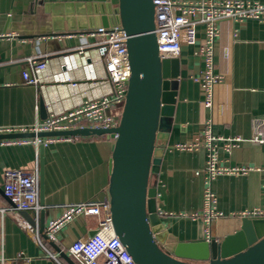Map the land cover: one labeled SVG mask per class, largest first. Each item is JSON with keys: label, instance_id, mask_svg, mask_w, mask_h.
Returning <instances> with one entry per match:
<instances>
[{"label": "crops", "instance_id": "0c3cea01", "mask_svg": "<svg viewBox=\"0 0 264 264\" xmlns=\"http://www.w3.org/2000/svg\"><path fill=\"white\" fill-rule=\"evenodd\" d=\"M174 1L196 4L222 0ZM239 1L264 4V0ZM88 4L97 11L93 16L88 13ZM118 5L119 0H0V34L4 35L0 38V126L30 127L108 90L100 85L103 72L95 53L87 50L81 55L77 50L91 42L89 33L98 28L97 18L103 14L113 17ZM77 6L83 10L85 24L94 27L54 35V18L64 17L67 30L71 23L68 20L76 17L68 13ZM220 26L215 72L223 80L215 87L214 105L205 107L197 81L204 71L198 53L200 43L184 47L179 58L181 72L173 127L168 138L157 144L161 165L159 173L150 179V186L157 188V206L166 233L173 238V244L186 245L181 252L184 257L189 251L204 257L202 240L222 241L240 228V214L264 205L262 172L221 175L211 187L217 209L224 217L208 223L192 216L204 205L206 174L197 172L205 169L208 151L182 150L178 145L202 142L210 129L215 136L245 140L230 151L225 149L224 141L218 143L220 166L264 167V144L250 141L258 132L264 136V21L223 22ZM31 57L48 63L37 85L26 84L23 79ZM41 99L46 118L42 116ZM4 141L0 140V251L10 264H70L58 249L69 256L72 244L93 235L101 218H73L57 233L56 242L41 234V225L45 233L49 223L60 218L68 205L101 201L108 196L114 140L106 136L73 137L45 146L44 204L40 203L43 209L39 215L8 211L12 202L4 194V173L9 169L31 172L38 157L41 170L40 145ZM23 223L39 232L41 242L23 228Z\"/></svg>", "mask_w": 264, "mask_h": 264}, {"label": "built area", "instance_id": "2783aa9c", "mask_svg": "<svg viewBox=\"0 0 264 264\" xmlns=\"http://www.w3.org/2000/svg\"><path fill=\"white\" fill-rule=\"evenodd\" d=\"M155 5V33L159 45V55L162 59L180 58L184 47H193L200 43L198 53L204 63V71L197 78L201 84L205 107L214 105L215 87L221 84L223 76L215 72V48L221 35L223 22L233 24L236 21L258 20L264 21V4L258 2H242L239 0H222L202 3H185L174 0H152ZM91 42L78 48V54L84 55L87 50L95 53L101 64L103 76L99 79L102 87L108 90L95 97H89L74 108L51 114L45 121L30 127L0 126V135L25 132H54L67 131L76 128H85L90 123L93 128H112L119 124L123 105L125 103L128 81L130 78L129 52L127 48L128 36L121 25L100 26L89 33ZM4 35L0 34V38ZM48 66L47 61L37 57L27 59V67L23 71L26 84L40 83V73ZM73 137H49L32 139H5V143L34 142L47 146L58 140H71ZM225 142V149L230 151L245 141L241 137L224 138L213 135L207 129L202 142L192 145H178L182 150L206 148L207 162L204 170V205L194 218H203L211 223L213 220L224 217L217 209L216 195L212 190V182L221 175H245L251 171H260L264 179V167L250 166L223 167L219 164L218 143ZM256 144H264V136L257 133L250 140ZM39 158V157H38ZM37 158L36 168L27 172L23 169H9L4 173V194L12 202V213L34 212L39 215L43 206L40 204V168ZM108 193V189H107ZM264 199V183H263ZM97 216L101 218L96 232L83 239L75 241L69 248V256L74 264H136L133 257L122 241L117 237L111 222V205L109 195L101 201H88L70 204L64 214L49 223L45 235L52 241H57V233L73 218ZM264 216L263 208L251 212H244L240 217ZM23 228L34 233L41 242L39 232L29 223H23ZM211 239V238H210ZM204 239V240H210ZM50 256L52 254L49 253ZM191 258H200L202 255L189 251ZM0 264H10L0 251Z\"/></svg>", "mask_w": 264, "mask_h": 264}, {"label": "water", "instance_id": "95a60500", "mask_svg": "<svg viewBox=\"0 0 264 264\" xmlns=\"http://www.w3.org/2000/svg\"><path fill=\"white\" fill-rule=\"evenodd\" d=\"M88 9L90 16L97 13L93 4H88ZM113 13L111 18L104 14L97 18V25H121L128 36L130 78L118 126L3 134L0 140L92 136L113 139V166L108 186L111 222L136 264H264V216L241 218L240 228L222 241L202 240L206 249L204 257H184L181 252L186 245L171 242L173 238L166 233L158 211L157 188L150 186V179L160 170L157 144L168 138L175 119L180 59H162L159 55L152 0H119ZM68 14L76 17L68 20L71 23L67 30L64 17L54 18V35L94 27L85 24L79 6ZM40 106L46 118L43 99ZM44 150L45 146L40 145L41 204H44ZM41 234L48 239L42 225ZM58 251L74 264L65 252Z\"/></svg>", "mask_w": 264, "mask_h": 264}]
</instances>
